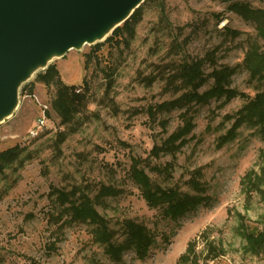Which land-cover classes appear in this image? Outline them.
I'll return each mask as SVG.
<instances>
[{
	"label": "rangeland",
	"instance_id": "rangeland-1",
	"mask_svg": "<svg viewBox=\"0 0 264 264\" xmlns=\"http://www.w3.org/2000/svg\"><path fill=\"white\" fill-rule=\"evenodd\" d=\"M233 1L264 8L258 0ZM228 4L146 0L128 47L105 42L114 29L101 42L51 60L21 85L14 112L0 123V153L16 146L21 150L12 163L0 164V264H116L94 243L93 226L71 211L64 212L68 204L61 206L55 200L54 190L73 189H78L74 198L86 196L96 214L117 232L112 241L123 240L125 220L154 235L145 259L138 260L129 251L120 264H264V241L261 252L253 251L250 243L251 237L264 238V185L247 193L243 182L247 173L250 177L264 174V156H260L264 137L244 127L233 142L215 147L230 127V123L221 125L223 116L239 110L243 99L224 106H219L222 99L194 106L185 115L194 125L186 144L175 154L150 156L153 145L184 125L183 109L148 115L150 107L181 94L174 93L177 84L169 85L168 72L174 64L214 52V65L206 63L204 74L213 68L236 67L231 89L249 98L264 91V85L250 81L242 67L248 43L256 42L264 51V39L252 24L227 11ZM216 15L222 17L218 22ZM225 26L239 36L231 38ZM175 43L180 49L173 47ZM97 44H103L99 50ZM108 67L114 69L110 79L104 74ZM48 68L57 71L63 85L77 89L84 81L88 85V103L68 126L60 124L52 108L56 83L43 81ZM151 77L154 81L149 85ZM212 84L209 80L199 92ZM43 108L45 129L29 138ZM161 122L166 123L164 128ZM58 133L66 135L60 145ZM131 158L142 160L140 167L161 187L199 193L205 201L178 221L165 217L162 209H150L129 179ZM166 164L171 168L167 177L150 170ZM192 178L202 191L193 189ZM101 186L120 193L101 197ZM183 256L186 262L180 261Z\"/></svg>",
	"mask_w": 264,
	"mask_h": 264
},
{
	"label": "trees",
	"instance_id": "trees-1",
	"mask_svg": "<svg viewBox=\"0 0 264 264\" xmlns=\"http://www.w3.org/2000/svg\"><path fill=\"white\" fill-rule=\"evenodd\" d=\"M229 3L227 11L237 15L244 22L252 24L259 38L264 39V8H252L247 3L237 2L233 0H211ZM264 6V0H258ZM137 8L132 15L120 27L113 31V36L108 37L105 42H111L114 46L123 45L128 47L130 41L134 39L135 27L142 18V5ZM162 10V9H161ZM217 22L222 19L216 15ZM224 32L231 38L239 36V32L230 30L224 27ZM103 44L95 45L96 50H99ZM175 49H180V45L173 44ZM206 63L214 65V52L206 54L203 59H195L190 61H182L174 64L168 72L169 85L170 83L177 84L174 86V93H181L174 100L163 102L148 109L149 117H154L159 112H169L175 109H183L184 125L173 132L160 145H153L150 156L158 158L161 154H175L186 144V138L194 129L191 118H186L191 109L209 104L212 100L221 101L219 106L227 105L235 98L243 99V106L234 114H226L223 116L221 125L230 123V127L220 135L216 140V148L222 149L227 144L237 139L239 131L242 128L253 130L254 134L264 137V91L256 92L253 97L249 98L244 93H240L235 89L230 88V79L236 73L237 69L229 67L213 68L208 74H204L203 67ZM242 67L247 71L249 80L257 84L264 85V51L256 42L248 43L247 50L244 55ZM105 78L110 79L114 75V69L108 67L104 72ZM58 74L55 69H47L43 81L48 84L50 81L56 83V94L52 102V108L60 119V124L70 125L75 116L78 115L88 103V85L84 81L82 89H77L75 86L63 85L58 79ZM213 81L212 86L204 91L199 90L208 83ZM154 77L147 80L151 85ZM173 84V85H174ZM161 125H166L161 122ZM64 133V132H63ZM66 135L57 134L56 142L60 145ZM264 150V149H263ZM261 150L260 156H264V151ZM21 153V150L16 146L0 153V164L12 163ZM142 160L137 158L130 159L128 168V176L132 183L138 189L141 198L150 209H162L165 217L172 221H178L188 213H192L200 204L205 201L199 193L194 195L184 194L179 189L174 187L163 188L151 180L146 174L144 168H141ZM170 165L153 166L150 170L158 177H167L170 172ZM244 183H247L248 188L245 192L259 191L258 185H264V174L261 177L251 176L250 173L245 174ZM193 189L200 192L202 188L196 178H192L189 182ZM255 188V189H254ZM113 191V193H112ZM56 193L55 200L59 201L61 206L68 204L64 208V212H73L76 218L80 217V221L89 222L93 226L92 234L94 243L103 247L105 255L114 263L120 264L122 256L131 251L134 252L136 259L143 260L147 257L149 249L154 244V235L150 233L144 226L134 222L133 220H125L122 223L123 240L121 242L112 241L117 232L111 231L107 220L98 216L95 212L94 205L86 196L79 195L74 198L78 189H73L70 192L63 190H54ZM99 196L111 194L116 196L120 190H111L105 186L99 189ZM83 198V199H82ZM59 216V215H58ZM259 241L250 238L252 250L255 252L262 251V243L264 238L259 236ZM190 248V247H189ZM181 262H186L184 256L180 258Z\"/></svg>",
	"mask_w": 264,
	"mask_h": 264
},
{
	"label": "water",
	"instance_id": "water-1",
	"mask_svg": "<svg viewBox=\"0 0 264 264\" xmlns=\"http://www.w3.org/2000/svg\"><path fill=\"white\" fill-rule=\"evenodd\" d=\"M144 1L0 0V123L14 112L31 71L101 42Z\"/></svg>",
	"mask_w": 264,
	"mask_h": 264
},
{
	"label": "built area",
	"instance_id": "built-area-1",
	"mask_svg": "<svg viewBox=\"0 0 264 264\" xmlns=\"http://www.w3.org/2000/svg\"><path fill=\"white\" fill-rule=\"evenodd\" d=\"M46 126V112L45 108H43L41 114L37 117L33 128L29 131V138H36L41 135Z\"/></svg>",
	"mask_w": 264,
	"mask_h": 264
},
{
	"label": "bare ground",
	"instance_id": "bare-ground-1",
	"mask_svg": "<svg viewBox=\"0 0 264 264\" xmlns=\"http://www.w3.org/2000/svg\"><path fill=\"white\" fill-rule=\"evenodd\" d=\"M84 47V46H83ZM58 59V58H57ZM51 59H49V61H50ZM53 60V59H52ZM33 73H34V70L33 71H31V73H30V75L29 76H32L33 75ZM28 81V80H27ZM4 122V121H3Z\"/></svg>",
	"mask_w": 264,
	"mask_h": 264
}]
</instances>
